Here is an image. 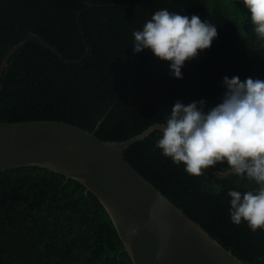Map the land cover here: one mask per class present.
Wrapping results in <instances>:
<instances>
[{
    "label": "trees",
    "instance_id": "16d2710c",
    "mask_svg": "<svg viewBox=\"0 0 264 264\" xmlns=\"http://www.w3.org/2000/svg\"><path fill=\"white\" fill-rule=\"evenodd\" d=\"M160 9L217 26L211 47L185 62L182 79L150 50L132 49L133 32ZM23 41L0 78V122L65 121L107 141L163 124L176 100L217 105L224 76L264 79V39L241 0H0V68ZM158 135L133 142L127 160L241 260L264 264V231L229 216L228 190L255 184L206 169L188 175L154 147ZM0 264L134 263L94 193L48 168L23 166L0 171Z\"/></svg>",
    "mask_w": 264,
    "mask_h": 264
},
{
    "label": "water",
    "instance_id": "95a60500",
    "mask_svg": "<svg viewBox=\"0 0 264 264\" xmlns=\"http://www.w3.org/2000/svg\"><path fill=\"white\" fill-rule=\"evenodd\" d=\"M30 39L41 38L33 34ZM25 43L9 52L0 78L10 56ZM161 124L126 141H107L96 130L65 121L0 122V171L39 166L81 182L105 207L134 264H247L127 160L124 150ZM206 170L219 177L231 174Z\"/></svg>",
    "mask_w": 264,
    "mask_h": 264
},
{
    "label": "clouds",
    "instance_id": "9594fccd",
    "mask_svg": "<svg viewBox=\"0 0 264 264\" xmlns=\"http://www.w3.org/2000/svg\"><path fill=\"white\" fill-rule=\"evenodd\" d=\"M254 33L264 39V0H241ZM134 53L144 50L168 62L169 74L182 79L186 61L211 47L217 26L193 14L160 9L142 29L133 32ZM221 101H174L159 126L154 147L185 173L201 176L205 169L226 163L232 175L253 182L254 188L229 189L230 221L245 223L252 232L264 231V79L224 76Z\"/></svg>",
    "mask_w": 264,
    "mask_h": 264
},
{
    "label": "rangeland",
    "instance_id": "374dc122",
    "mask_svg": "<svg viewBox=\"0 0 264 264\" xmlns=\"http://www.w3.org/2000/svg\"><path fill=\"white\" fill-rule=\"evenodd\" d=\"M205 18H206V17H205ZM205 18H204V19H205ZM204 19H203V20H204Z\"/></svg>",
    "mask_w": 264,
    "mask_h": 264
}]
</instances>
